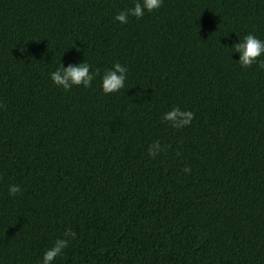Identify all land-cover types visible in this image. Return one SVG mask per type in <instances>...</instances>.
I'll list each match as a JSON object with an SVG mask.
<instances>
[{
	"label": "trees",
	"instance_id": "obj_1",
	"mask_svg": "<svg viewBox=\"0 0 264 264\" xmlns=\"http://www.w3.org/2000/svg\"><path fill=\"white\" fill-rule=\"evenodd\" d=\"M132 3L0 0V264H39L66 228L52 264H264V71L232 47L264 40V0L113 20ZM82 60L120 62L124 87L50 81Z\"/></svg>",
	"mask_w": 264,
	"mask_h": 264
},
{
	"label": "clouds",
	"instance_id": "obj_2",
	"mask_svg": "<svg viewBox=\"0 0 264 264\" xmlns=\"http://www.w3.org/2000/svg\"><path fill=\"white\" fill-rule=\"evenodd\" d=\"M163 0H133L132 6L127 9L118 11L113 20L121 24L127 23L128 17H142L145 12H151L158 9ZM233 52L238 53L236 60L241 67H248L254 62L258 63L260 70L264 71V60L257 61V57L264 53V40L257 38L255 35L248 33L232 45ZM91 65L83 60L79 63H69L67 66L60 64L54 71L49 73L50 81L65 91L72 86L88 87L96 75L100 76L99 86L104 94L116 92L124 87L127 69L120 62H114L110 68L100 73L99 69L90 70ZM193 118V112L187 109H181L179 106H173L171 109L162 114L161 119L170 123L173 128H180L188 125ZM161 150L158 141L151 144L148 149L150 156L156 155ZM184 171L187 173L188 168ZM8 195L14 196L21 189L18 184L8 186ZM76 235L70 228H66L62 237H58L51 247L47 248L41 255L39 264H52V261L62 253V250L69 244V240Z\"/></svg>",
	"mask_w": 264,
	"mask_h": 264
}]
</instances>
